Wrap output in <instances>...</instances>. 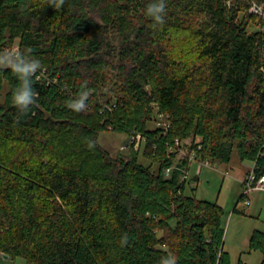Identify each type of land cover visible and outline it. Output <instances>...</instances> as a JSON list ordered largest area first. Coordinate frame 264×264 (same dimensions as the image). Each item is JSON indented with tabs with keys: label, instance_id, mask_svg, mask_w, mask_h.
I'll list each match as a JSON object with an SVG mask.
<instances>
[{
	"label": "trees",
	"instance_id": "trees-1",
	"mask_svg": "<svg viewBox=\"0 0 264 264\" xmlns=\"http://www.w3.org/2000/svg\"><path fill=\"white\" fill-rule=\"evenodd\" d=\"M149 2L66 0L57 11L46 0H0V49L18 43L42 63L37 104L19 123L18 80L0 70V93L9 85L0 94L4 255L26 264H159L169 254L177 264H232L226 211L185 192L191 160L177 154L186 138L202 160L229 161L236 148L264 174V17L248 0H167L166 23L152 29ZM84 81L89 107L76 113L66 102ZM103 130L140 134L150 163L139 150L112 155ZM249 247L264 264L263 231Z\"/></svg>",
	"mask_w": 264,
	"mask_h": 264
},
{
	"label": "rangeland",
	"instance_id": "rangeland-1",
	"mask_svg": "<svg viewBox=\"0 0 264 264\" xmlns=\"http://www.w3.org/2000/svg\"><path fill=\"white\" fill-rule=\"evenodd\" d=\"M14 46L19 47L18 43ZM8 89L9 85L5 82L0 93L1 101L5 100ZM157 123L156 119L149 123V127H154ZM191 140V138L183 140L177 158L182 157V153L191 151ZM99 141L114 156L119 152L130 154L132 149L139 150L138 161L143 164L150 163L143 154L144 140L137 135L103 130L99 134ZM197 159L192 161L187 169L185 192L199 199L216 201L224 207L226 211L224 248L229 252L232 264H239L240 260L245 264H259L262 253L249 247V239L254 230L264 232V190L251 191L248 195L249 203H246L244 198L240 200V195L244 193L242 179L253 167V162L242 160L236 148L229 161L205 159L208 161L206 163L202 159ZM0 264H26V261L22 257L1 256Z\"/></svg>",
	"mask_w": 264,
	"mask_h": 264
},
{
	"label": "clouds",
	"instance_id": "clouds-1",
	"mask_svg": "<svg viewBox=\"0 0 264 264\" xmlns=\"http://www.w3.org/2000/svg\"><path fill=\"white\" fill-rule=\"evenodd\" d=\"M66 0H46V5L55 10H60ZM144 14L152 21L150 27L156 29L166 23L167 0H150L144 9ZM10 70L18 80L17 87L12 91V104L17 110V123L27 115L31 108L37 104L39 93L34 88V77L39 80L42 63L38 58L32 56L31 48L21 50L17 46L0 49V70ZM87 81L82 85L83 89L79 94L66 102V107L73 112L81 113L88 110L90 92L87 90ZM95 146L93 141L88 142L91 149ZM129 237L127 233L120 239L122 247L128 246ZM159 264H177V257L169 254L160 259Z\"/></svg>",
	"mask_w": 264,
	"mask_h": 264
},
{
	"label": "built area",
	"instance_id": "built-area-1",
	"mask_svg": "<svg viewBox=\"0 0 264 264\" xmlns=\"http://www.w3.org/2000/svg\"><path fill=\"white\" fill-rule=\"evenodd\" d=\"M249 1V11L251 13H254L258 16H261V17H264V5L256 0H248ZM161 121L158 120V123L157 124H160ZM137 136L140 138L141 135L140 134H137ZM182 148V144H181V147L179 148V151L181 150ZM191 151H187L186 153H182L181 156L182 157H188L189 160L194 161V160H198L197 158H199L195 152L194 149H190ZM205 161L206 163H208V161L206 160H203ZM170 171V168H167L166 169V173H169ZM186 173H187V170L184 171V174H183V178H187L186 177ZM243 181V184H244V195L247 196L245 202L246 203H249L250 200L248 198V195L251 191L253 190H264V174H261V175H257L255 172H254V169L253 167L250 169V171L245 175V177L242 179ZM4 257V253L2 250H0V257Z\"/></svg>",
	"mask_w": 264,
	"mask_h": 264
},
{
	"label": "water",
	"instance_id": "water-1",
	"mask_svg": "<svg viewBox=\"0 0 264 264\" xmlns=\"http://www.w3.org/2000/svg\"><path fill=\"white\" fill-rule=\"evenodd\" d=\"M4 257H5V258H7V257H8V255H6V254H5V255H4Z\"/></svg>",
	"mask_w": 264,
	"mask_h": 264
}]
</instances>
